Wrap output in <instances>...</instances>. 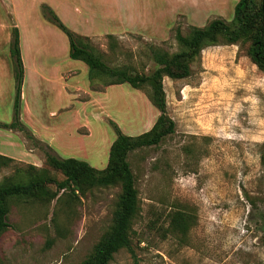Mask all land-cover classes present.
Returning <instances> with one entry per match:
<instances>
[{
    "label": "rangeland",
    "instance_id": "obj_1",
    "mask_svg": "<svg viewBox=\"0 0 264 264\" xmlns=\"http://www.w3.org/2000/svg\"><path fill=\"white\" fill-rule=\"evenodd\" d=\"M236 1L0 0V123L12 121L17 83L10 47L17 27L24 64L20 120L44 142L0 127V143L16 142L1 148L13 161L0 167V183L25 178L27 165L62 180L46 164L47 152L103 169L116 137L113 123L138 135L159 114L143 90L90 82L87 65L68 57L67 38L42 3L87 36L106 63L148 74L155 68L151 48L173 52L177 30L187 34L213 18L230 21ZM190 67L188 77L162 81L175 132L128 155L140 206L130 231L135 258L122 248L109 264H264V72L242 44L208 46ZM47 188L55 190L54 183ZM76 193L10 199L1 264H80L111 226L120 186ZM177 209L193 220L182 236L167 229Z\"/></svg>",
    "mask_w": 264,
    "mask_h": 264
},
{
    "label": "trees",
    "instance_id": "obj_2",
    "mask_svg": "<svg viewBox=\"0 0 264 264\" xmlns=\"http://www.w3.org/2000/svg\"><path fill=\"white\" fill-rule=\"evenodd\" d=\"M41 7L48 20L65 34L68 41V57L87 65L90 82L97 80L105 85L126 83L133 89L143 90L159 114L152 127L138 135H127L113 123L116 137L110 145L107 164L103 169L94 168L81 159L61 158L47 152L45 153L46 164L59 171L63 175L62 180L51 178L44 169L27 165L29 171L25 178L18 177V179L1 182L0 234L8 228L7 215L9 201L12 198L51 201L61 190H68L72 195H76V192L84 194L93 187L119 184L120 193L111 226L80 264H109L113 255L122 248L131 252L135 258L131 247L130 231L140 206L128 155L138 148L156 146L164 137L175 132V122L167 114L163 78L175 80L188 77L191 64L199 59L202 50L208 46L220 44L246 45L247 56L258 70L264 72V0H237L230 21L213 18L202 27L192 26L187 34L177 30L175 33L177 50L168 52L161 48H151V58L155 68L148 74L133 72L128 66L109 65L87 36L69 29L49 5L42 3ZM107 37L111 41L115 39L113 34H107ZM10 53L14 58L17 83L13 115L9 124L0 123V127L21 131L33 144L38 145L42 142L37 140L20 120L23 63L17 27L12 28ZM46 147L50 150L48 146ZM11 161H13L12 158L0 154V167L7 166ZM261 163L264 165V142ZM49 183H54L55 190L51 191L47 188ZM168 217L167 229L181 236L188 232L193 223L191 214L180 209L172 211Z\"/></svg>",
    "mask_w": 264,
    "mask_h": 264
},
{
    "label": "crops",
    "instance_id": "obj_3",
    "mask_svg": "<svg viewBox=\"0 0 264 264\" xmlns=\"http://www.w3.org/2000/svg\"><path fill=\"white\" fill-rule=\"evenodd\" d=\"M22 59V58H21ZM22 61H23V59H22ZM23 63V62H22ZM23 66H24V64H23ZM35 138L37 137V136H35V135H33ZM41 141V140H40ZM42 142V141H41ZM52 142H53V140H52ZM42 143H44V142H42ZM46 145V144H45ZM49 145L51 146L52 145V143H49ZM49 145H46V146H48L49 147ZM2 146H5V147H9V148H12V147H15L16 146V142H11V141H2L1 143H0V154H2L3 153V151H2ZM95 155L96 154V152H93V153H91V152H86V151H83V156H89V157H91V155ZM17 156H18V154H17ZM98 156H100L101 158H105L104 157V155H102V154H100V153H98ZM14 157H16V156H14ZM17 159H20V158H18V157H16ZM23 158H26V157H23ZM22 160V159H21ZM93 167V166H92ZM95 168V167H94Z\"/></svg>",
    "mask_w": 264,
    "mask_h": 264
}]
</instances>
